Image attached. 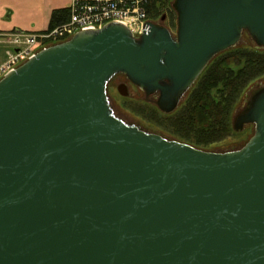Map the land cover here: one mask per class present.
<instances>
[{"label":"water","instance_id":"water-1","mask_svg":"<svg viewBox=\"0 0 264 264\" xmlns=\"http://www.w3.org/2000/svg\"><path fill=\"white\" fill-rule=\"evenodd\" d=\"M172 9L176 35L111 23L0 80V264H264V86L233 122L253 137L226 153L149 133L111 105L124 75L170 115L244 33L264 50V0Z\"/></svg>","mask_w":264,"mask_h":264},{"label":"trees","instance_id":"trees-1","mask_svg":"<svg viewBox=\"0 0 264 264\" xmlns=\"http://www.w3.org/2000/svg\"><path fill=\"white\" fill-rule=\"evenodd\" d=\"M172 1L153 0L149 7L151 19L157 21L167 10L174 15ZM69 20V8L54 11L48 31ZM171 23L175 27V19ZM263 75L264 53L238 48L210 64L183 107L170 115H160L155 108L151 112L158 124L164 123V131L169 135L204 149L231 135L230 117L234 106L250 83Z\"/></svg>","mask_w":264,"mask_h":264},{"label":"built area","instance_id":"built-area-1","mask_svg":"<svg viewBox=\"0 0 264 264\" xmlns=\"http://www.w3.org/2000/svg\"><path fill=\"white\" fill-rule=\"evenodd\" d=\"M153 0H72L70 20L43 35L17 32L1 36L7 45L8 60L0 65V80L41 51L45 41L63 43L82 31L100 30L111 23L126 26L135 37H141L153 22L149 7ZM45 49V48H44Z\"/></svg>","mask_w":264,"mask_h":264},{"label":"rangeland","instance_id":"rangeland-1","mask_svg":"<svg viewBox=\"0 0 264 264\" xmlns=\"http://www.w3.org/2000/svg\"><path fill=\"white\" fill-rule=\"evenodd\" d=\"M174 0L171 2L170 7H172V3ZM173 10V9H171ZM174 12V11H173ZM166 16V20L162 22V18ZM175 19V27L172 25L171 20ZM155 23H160L164 25L165 27L169 28L170 31L176 35L177 31V16L176 13L174 12V15L171 14L170 10H167L163 13L162 17H160L157 21H153ZM59 44L58 42L56 43L55 41H45L43 44L40 45L41 49L54 46ZM240 48L241 50H248L252 52H259V53H264V50L257 49L256 45L253 43V41L250 39L249 35L244 33L242 37L241 43L233 48L230 49L224 53L219 54L216 56L210 64L218 57L225 53H230L233 50H236ZM8 60V59H7ZM4 64V63H3ZM2 64V65H3ZM210 64L207 66V68L210 66ZM207 68L204 70V72L207 70ZM204 72L202 74H204ZM202 77V76H200ZM199 80L194 84V86L191 88V90L188 92L184 100L181 102L180 106L178 109L183 107L185 105V102L187 98L189 97L191 91L198 85ZM122 84H126L128 86V93L129 95L127 97H123L119 91L118 87ZM264 86V75L261 76L260 78H257L253 82L250 83V85L244 90L241 98L239 99L237 105L234 106L232 112H231V126H232V133L230 136L226 137L225 139L216 142L214 144L209 145L208 147L204 149H200L203 151L207 152H213V153H226V152H231V151H236L240 150L243 148L248 141L253 137L255 128L254 126H246L244 131L240 133H236L233 130V122L234 118L236 117L237 114L242 112L246 106L247 102V96L249 95V92L252 88H256L257 86ZM108 96L111 102V105L116 112V114L119 116V118L123 119L126 123L128 124H133L135 126H138L142 128L143 130L149 132V133H155L158 135H161L169 140H174L181 142L177 140L175 137L169 135L167 132L164 131V123L158 122L155 120V116L152 114V110L154 108L157 110V112L160 115H165L161 113L158 108L148 102H146V96L145 93L140 90L139 88L133 86L129 81L126 79L124 75H118L116 76L111 84L109 85L108 88ZM158 117V116H157ZM161 123V125H160ZM167 124V122H166ZM184 143V142H181ZM186 144V143H184ZM189 145V144H188ZM192 146V145H190ZM195 147V146H193ZM197 148V147H195ZM199 149V148H197Z\"/></svg>","mask_w":264,"mask_h":264},{"label":"crops","instance_id":"crops-1","mask_svg":"<svg viewBox=\"0 0 264 264\" xmlns=\"http://www.w3.org/2000/svg\"><path fill=\"white\" fill-rule=\"evenodd\" d=\"M72 0H0V37L17 32L43 35L54 11L67 9ZM7 45L0 40V65L7 61Z\"/></svg>","mask_w":264,"mask_h":264},{"label":"flooded vegetation","instance_id":"flooded-vegetation-1","mask_svg":"<svg viewBox=\"0 0 264 264\" xmlns=\"http://www.w3.org/2000/svg\"><path fill=\"white\" fill-rule=\"evenodd\" d=\"M112 81H113V80H112ZM110 84H111V83H110ZM110 84H109V85H110ZM108 88H109V86H108Z\"/></svg>","mask_w":264,"mask_h":264}]
</instances>
